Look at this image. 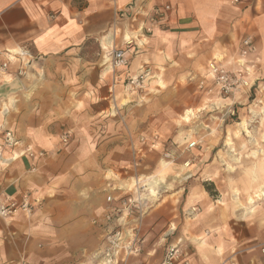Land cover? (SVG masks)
<instances>
[{"label": "crops", "instance_id": "0c3cea01", "mask_svg": "<svg viewBox=\"0 0 264 264\" xmlns=\"http://www.w3.org/2000/svg\"><path fill=\"white\" fill-rule=\"evenodd\" d=\"M131 5L140 10L138 17L129 22L137 30L125 35L119 23L123 26L120 37L112 45L120 46L124 36H132L137 40V50L126 56L129 64L118 71L115 79H106L98 69L103 38L117 26V13ZM163 5H170L172 11L151 35L144 37L141 28L145 13ZM245 41L250 42L251 52L243 57ZM21 49L29 52V59H11L1 71L0 84L19 78L24 91L0 102V195L19 200L29 194L42 204L30 217L0 220V264H56L62 254L58 249L62 248L66 249L63 255L68 263L97 264L94 253L98 247L103 248L106 233L116 224L107 212L118 203H108L107 197L117 201L137 186L129 184L136 178L120 181L114 176L110 180L108 173L142 174L149 168L146 163L153 159L150 154L167 147L160 141V135L169 132L164 121L179 115L177 111L145 112L143 124L130 125V131L123 133L113 118L114 104L118 103L113 93L119 80L149 69L156 73L155 82L165 76L168 83L183 89V80L199 78L213 62L233 72L242 71L245 85L223 100L226 108L235 112V118L224 117L222 136L206 146L194 169L205 166L213 155L214 163L218 162L221 143L231 151L227 142L233 145V121H247L252 107L264 102V0H0V66L8 61L9 54ZM28 61L31 64L22 67ZM159 84L166 87L163 82ZM196 93L194 98L185 95L186 99H179L178 111L189 103L209 99L204 90H194ZM7 132L18 142L16 147L6 145ZM258 132L264 136V128H258ZM249 133L248 129L242 131V136L248 138ZM124 134L138 137L139 143L129 142ZM65 135L69 136L66 146L62 144ZM197 143L192 151L187 147L185 150L200 153L201 143ZM261 144L264 147V139ZM26 147L45 153V157H27ZM163 162L169 164V170L164 169ZM158 166L156 175L165 172L167 180L175 164L162 159ZM262 166L264 162L258 183H241L245 196L258 194L255 205L248 197L252 207H247L253 208L249 214L236 212L233 207H218L200 183L190 185L187 193L183 187L165 196L153 212L173 197L177 209L173 215H168L167 207L157 211L159 214L151 213L142 237L145 256L140 254L129 264H160L169 246L181 249L183 264H264ZM213 167L210 162L209 181L218 191L220 184ZM133 168H137L134 174ZM187 170L192 177L190 167ZM141 174H137L138 184L141 177H147ZM153 176L146 178L145 189L142 187L145 191L152 189L149 183ZM168 185L153 189L160 192L171 188ZM223 189L224 193L218 192L234 200L233 188L228 185ZM142 194L149 198L147 193ZM194 207L200 212L190 220L186 213ZM166 226L150 246L149 242Z\"/></svg>", "mask_w": 264, "mask_h": 264}, {"label": "rangeland", "instance_id": "374dc122", "mask_svg": "<svg viewBox=\"0 0 264 264\" xmlns=\"http://www.w3.org/2000/svg\"><path fill=\"white\" fill-rule=\"evenodd\" d=\"M129 22H122L124 26L123 32L125 31V35H130V32H134L137 30V27L136 26L132 27V25ZM121 26L122 25L119 26L118 24L116 27H112L111 31H114V30L121 31L122 30L121 28L123 27ZM108 33H106L105 35H108ZM139 39L146 40L144 37H141V38L139 37ZM135 42H137V40H135ZM134 48L135 50H133L130 53L131 55L135 54L137 50L136 46H134ZM106 53L107 52L105 50L101 52V56L99 57L100 65L98 66V69L101 72V74L103 76L105 75L106 79H108V78H111V76L113 75L110 74V72L109 74L107 73ZM206 73H207L206 71L203 72L199 76V78H194L190 80L191 82L188 80L189 78H187V81L183 80L182 81V85H184L183 89H179L178 87H176V83L175 84L168 83L167 77L165 76H161L160 81L155 82L158 79L154 71L153 72L151 71V79L147 84V88L143 91L127 90L126 84H124L123 80H119L118 84L116 85L114 89L113 94H115V96L118 98L117 100L118 103L114 104L116 106L115 108H113V111L116 114H113V118H114V121H116V123L120 127H122L123 133H127L130 131L129 129L130 125L132 126L135 123L136 125H138L139 122L141 121H142L141 123L143 124L145 112L156 113V112L162 111V113L164 112L165 114H169V113L174 114V112L177 111L179 114V115L174 114L170 119H167L166 121H164L165 127L168 128L169 132L167 136L160 135L161 136L160 141L166 143L165 146L167 147L164 151H159V153L150 154L153 157V159H151L149 162L146 163L149 166V168L145 169L144 172H142V174L137 173L135 171V169L138 168L137 167V168H133L134 169V172L132 170L133 174L135 172L136 173L131 176L123 175V174L119 176V175H116V173L112 171L109 172L107 175L108 179L110 180L112 178H115L114 176H118L120 181L127 180L128 178H136L132 180L130 179L129 184L131 185L137 184V186H139L141 190L143 191L142 193H147V191L144 190L145 189L144 182L147 181L146 178L148 177H151L153 175H155V177L158 176L156 175L157 170L159 168L158 162H160L162 159L167 162H174L175 166L172 167L174 171H169L168 179H167V182L168 184L171 185L170 186L171 188L161 189L157 196V199L156 198L151 199V202L143 217V224H142V230H141V236L143 238H145L144 237L145 236V232H144L145 220L148 217H150L151 213H158L159 211H161L162 208L167 207L170 210L167 209L165 211L168 213V215H173V210L177 209L178 204H175V198L173 197L172 199L167 198V200H165L164 202V205L160 206L158 210L153 212L155 208L159 206L163 198L165 196L176 193L178 190L182 189L183 187H185V189L187 188L185 190L187 193L188 187L192 185L193 183L202 184L206 192L209 193L211 197H213L218 207H223V208L233 207L236 209V212L237 211L246 212L247 211L246 209H243L238 206L239 205L238 201H235L236 197L244 206H248L250 208L252 207V205H248V197L249 195L253 198L255 196H253V193L245 196L246 193L244 194L243 192H241L240 188H241L242 182L245 184L246 182L252 183L253 181L258 183L260 179L259 172H262L261 163L264 162L263 161L264 152L261 151V150H264V147L261 144V139H264V136H261L258 134L259 133L258 128L260 129L264 128V115H261L260 117L255 116L253 113L249 115L250 119L247 120L249 123H248V126L246 127V130H244V131H247L248 129L251 131V133L248 134L249 135L248 138H244L241 134L242 132L240 133L239 137L235 136V134L233 133V136H232L233 146L232 145L231 146L234 150L232 152L230 151L228 147L226 148L223 147V143H221L220 149L222 151L219 153L220 158H218L219 159L218 162L216 161L214 163V155H213L211 160L205 163L206 164L205 166H202L203 164H201L200 167H197L196 169L192 167L193 164L197 163L198 160H200V158L201 159L203 158L202 155L204 153L206 146L209 143L212 144L214 140L216 139L218 140L222 136L220 129L222 125L224 124V117L226 116V112L228 110L226 108L225 102L223 101L224 99H213L212 102L205 99L201 103H197V104L189 103L186 107H184L183 109L184 111L183 110L178 111L179 99H182V98L186 99L184 98L185 95H188V97L193 96L194 98L196 95L198 96V93L194 95V90L202 91L199 89V83L202 80V78L205 77ZM94 75L95 74H90L91 77ZM160 82H163L166 87L162 88L161 85L159 84ZM255 98H256V95H255V92H253V100H255ZM129 101H136L137 104H134V103L128 104ZM145 101L147 102L150 101V102H148V104H144ZM256 104L257 105L255 107H252V110H255L258 113H260L261 109L264 107V102L262 104H258V103ZM202 108H204L205 110L201 111L199 114H197L196 117L192 118L189 123H185L182 121V117L187 112L186 110H192L196 112L197 110H200ZM107 115L109 116L110 114H107ZM156 117L158 116H155L154 118ZM239 122H242V121L240 120L233 121L232 123L233 132L237 131L236 127ZM124 136H126L124 138L127 139L129 142L136 141L135 144L139 143L138 137L132 136L130 134L129 135L124 134ZM193 141L201 143L200 147L198 148L199 149L198 151H200V153H197V152L191 153L192 149H188L189 143ZM186 147H187V150H191L190 153H188L189 151L185 150ZM253 151L257 152V156H251L252 154H254ZM165 154H169L170 158L166 159L164 157ZM235 156L240 158L239 162H236L234 160ZM134 162H136V160L134 161L133 159V163H132L133 167L135 165ZM185 162L190 164V169H191L190 172H191L192 177H190L189 180L187 179V182L184 181L182 183H179L176 177H179L180 175L184 174L183 173L184 170L181 171V168L183 165H185ZM210 162L211 164L213 163L214 172L216 175H218L217 177H218V181L220 184L218 191H222V193H224L225 189L223 188L229 185L230 189L233 188L234 195H235L234 200L226 198L225 194L221 195L220 192L216 190V187L214 186V184H211V182L209 181L210 169L208 168V166L210 165ZM263 167L264 166H262V168ZM137 174H141L140 176L145 175L147 177L146 178L141 177V182H139L138 184ZM142 187H144V189H142ZM230 189H228L227 191H231ZM245 214H249V213H245ZM160 217L164 218L163 215H160ZM186 217L189 218L187 215ZM190 220H193V219H190ZM166 229H167V226L166 228L158 232L157 233L158 236L154 240L149 242V245L151 243L153 244L154 241L158 240L159 234L164 232ZM64 237L65 235L63 233L61 235V238L64 239ZM58 250H60L62 254L59 256V259L56 264H72V263H68V259H66V257L63 255L66 249L62 248ZM101 250L102 248L98 247V249L95 251L94 254L100 252ZM145 253H146L145 245L142 244L141 255L143 254V256H145ZM73 264H78V263H73ZM145 264H149V261H147Z\"/></svg>", "mask_w": 264, "mask_h": 264}, {"label": "built area", "instance_id": "2783aa9c", "mask_svg": "<svg viewBox=\"0 0 264 264\" xmlns=\"http://www.w3.org/2000/svg\"><path fill=\"white\" fill-rule=\"evenodd\" d=\"M172 11L170 5L153 7L148 13H145V20L141 28V32L144 37L151 35L153 29L158 27L162 23L168 14ZM139 8L136 5H131L127 9L119 11L115 20V25L122 22L134 21L139 15ZM126 36L123 37V43L120 46H111L104 49L107 59L108 72L113 75L114 79L118 76V71L126 68L129 64L127 55L135 50V40H127ZM247 50L241 52V56H246L251 52V45L249 41L244 42ZM10 58L7 62L0 66V78L3 75L4 70L8 67L11 59H17L18 61L23 58L29 59L30 55L27 50L21 49L19 52L9 54ZM22 63V62H21ZM31 64L30 61L23 63V66ZM3 71V72H1ZM151 79V71L144 69L139 75L128 76L124 79L126 89L130 91H143L147 88V84ZM245 85L242 79V71L233 72L225 65L219 62H213L207 68L205 77L199 83V89L204 90L208 100L210 102L213 99H225L230 95H234L239 91L241 85ZM212 99V100H211ZM226 116L234 117L235 112L227 110ZM5 143L10 147H16L18 142L14 140L11 132L5 133ZM62 144L64 146L69 144V136L65 135L62 138ZM198 147V143L193 141L189 143L188 149H194ZM26 155L31 159L43 158L45 153L36 152L31 147H26ZM166 159L170 158L169 154H165ZM133 193L122 196L117 201L112 197H107V202L118 205L110 206L107 217L109 219H115V226H113L105 235L103 241V248L100 252L96 253L94 258L97 260V264H129L132 258H137L141 254L143 238L141 236L143 217L151 202V199H157L156 196H152L151 192H147L149 198L143 197V194L139 186L135 187ZM143 189V188H142ZM139 190V191H138ZM264 198V191L262 193ZM42 202L40 200H33L29 194H24L19 200L11 199L0 195V219L6 222H11L19 216L30 217L40 207ZM199 208H191L187 212V216L190 219H196ZM264 253V249L262 250ZM182 251L177 246H169L165 252L163 261L161 264H183ZM187 264V263H184Z\"/></svg>", "mask_w": 264, "mask_h": 264}, {"label": "bare ground", "instance_id": "6f19581e", "mask_svg": "<svg viewBox=\"0 0 264 264\" xmlns=\"http://www.w3.org/2000/svg\"><path fill=\"white\" fill-rule=\"evenodd\" d=\"M113 30V29H112ZM118 37H120V31L119 30H114V31H111V32H109L108 33V35L107 36H105L104 38H103V44L102 45H104V49H107V48H109L110 46H113L112 45V43H113V41L114 40H116ZM125 39H127V40H131V39H135L134 37H126ZM136 40V39H135ZM102 41V40H101ZM6 104V103H5ZM4 106V105H3ZM6 107L7 106H4V111H6ZM9 107V106H8ZM203 110H205L204 108H202V109H200V110H197L196 112H194V111H192V110H187V112L185 113V115L182 117V121L183 122H185V123H189L190 122V120L192 119V118H194V117H196L197 116V114H199L201 111H203ZM3 111V112H4ZM251 113H253L255 116H258L257 114H258V112L257 111H255V110H252L251 111ZM264 115V107L261 109V112H260V115ZM248 123L249 122H247V121H245V120H243L242 122H239L238 124H237V131L235 132H233L234 134H235V136H237V137H239L240 136V133L242 132V131H244V130H246V127L248 126ZM235 128V129H236ZM184 131V130H183ZM233 131V130H232ZM242 134V133H241ZM189 136V135H188ZM249 136V135H248ZM249 138H251V137H249ZM239 139V138H238ZM232 142L231 141H228L227 142V146H230L231 147V152L234 150L233 148H232ZM230 153V152H229ZM254 154H252V156H257V152H253ZM233 155V154H232ZM231 155V156H232ZM234 160L236 161V162H239V160H240V158L239 157H236L235 156V158H234ZM162 167V166H161ZM163 167H164V169L165 168H167V170H169V168H170V166H169V164H166L165 162H163ZM162 167V168H163ZM188 167H190V164L189 163H185V165H184V167H182V170H184L183 171V175H180L179 177H176V179H178V180H180V182L181 181H184V180H186V179H188L189 177H190V173H189V171H187V168ZM165 175H166V173L164 172V173H162L161 171L159 172V175L158 176H153V178H152V181H151V183H149V186L152 188V189H149V190H147L148 192L150 191L151 192V195L152 196H158V194H159V192L156 190V189H153L154 187H161V186H163V185H168L167 184V180H165ZM169 187L171 186V185H168ZM262 193V192H261ZM258 195V194H257ZM257 195H255V197H257ZM261 195V194H260ZM254 197V198H255ZM261 197V196H260ZM147 198V197H146ZM253 197H249V203L250 204H252V205H255L256 204V200L254 199ZM236 199H237V201H238V203H239V207H241V208H243V209H246L247 211L245 212V213H251V212H253V208L252 209H250V208H248L247 206H244L239 200H238V198L236 197ZM236 201V200H235Z\"/></svg>", "mask_w": 264, "mask_h": 264}, {"label": "water", "instance_id": "95a60500", "mask_svg": "<svg viewBox=\"0 0 264 264\" xmlns=\"http://www.w3.org/2000/svg\"><path fill=\"white\" fill-rule=\"evenodd\" d=\"M24 91V87L19 78L14 79L10 83L0 84V102H4L19 92Z\"/></svg>", "mask_w": 264, "mask_h": 264}]
</instances>
